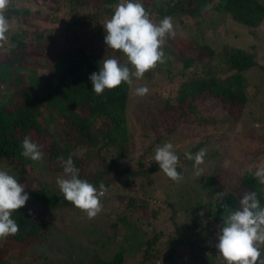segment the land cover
<instances>
[{
    "label": "trees",
    "instance_id": "16d2710c",
    "mask_svg": "<svg viewBox=\"0 0 264 264\" xmlns=\"http://www.w3.org/2000/svg\"><path fill=\"white\" fill-rule=\"evenodd\" d=\"M23 1L12 0L7 10L9 21L16 19V29L9 31V43L0 49V89L5 87L7 92L0 100V168L5 164L25 170L23 139L28 136L36 143L33 136H37V143L40 144L43 138H48L46 160L50 174H62L63 168L58 158L67 159L71 156L82 179H87L97 188L101 183L107 187L108 191L102 198L103 205L119 200L122 207L119 220L123 225L112 223L113 236L120 234L129 225L134 213L139 214L137 218L140 219L143 211L148 210L150 217L157 219L160 212L164 211V205L170 204L172 218L176 207L167 198L162 200L156 187L150 185L148 189L145 188L143 181L160 169L151 157L148 159L151 165H144V161L151 154L154 144L163 143L164 135L156 136L151 145L137 156L133 155L130 147L132 133L128 117L131 90L136 82L131 88L122 83L113 90L106 89L102 95H96L89 79L92 73L99 72L104 59L115 57L121 62L126 60L121 52L105 48L100 41L106 35L102 23L112 17L120 0H37L47 13L53 8L57 20L61 19L57 14L59 11L69 17L64 26L66 40L62 44L53 43L55 29L38 30L33 27L32 18L29 17L32 11L23 10L20 4ZM29 1L30 4L34 2ZM140 2L154 22L171 17L173 24L177 19L182 26H188L189 21H185L188 17L195 20L196 24L191 33H175L174 37L169 35L164 41V63L168 64V74L172 62L181 64V68L173 74L179 75L180 79L174 82L175 89L170 96L165 97L161 110L165 115L179 111L172 123L167 125V134L173 130L176 118L182 116L188 124H213L215 119L207 116L204 111L203 103L209 100L222 113L220 122L226 129L235 128L244 117L248 104L261 89L250 82L247 73L255 68L264 71V62L259 58L257 44L242 47L229 41L209 40L200 23L205 12L219 14L230 24L236 25L239 37L244 35L245 29L253 39L263 41L264 36H260L259 30L264 22V0ZM22 17L26 20H22ZM86 35L87 39H80ZM40 54L43 59H39ZM156 122L157 119L151 121L150 125L154 126ZM206 141L197 142L185 152L195 155L204 149V161L214 158L219 152L206 150ZM90 150L95 151L94 155ZM185 152L178 155L180 162L177 170L182 176L195 167V161L187 159ZM257 155L256 151L248 154L247 162H251L252 166L243 167L238 185L244 194L257 192L261 206L264 207V185L246 171L249 167L254 171L264 166V163L259 165ZM95 163L100 166L97 170L93 169ZM123 179L126 185L135 184L134 188L124 193L115 192L116 181L122 183ZM218 180L214 173L203 175L199 190L195 192L196 199L184 207L185 213L189 209L194 211V224L201 223L195 238L185 237L179 230L174 240L166 238L163 243V229L157 231L153 228L145 233V239L140 243L139 249H143L142 261L156 258L161 253L160 244L168 246L167 258L170 260L178 256L175 250L178 245H187L185 258L189 260L185 264H207L216 258L219 253L215 247L218 242L217 233L220 227L225 226L223 221L227 216L239 209L242 198L232 189L224 191L223 197H218L215 187ZM31 193L33 199L30 203L12 217L19 225V233L1 241L0 264H52L51 260L39 255L29 257V247L44 244L47 240L52 222L47 212L49 209H71L75 206L65 200L56 187L43 186L41 190ZM190 193L187 192L188 197ZM157 198H160L159 202L151 206V199ZM33 200L38 201V207H35ZM203 201L207 202L205 209L201 208ZM144 219L150 226V221ZM207 239L210 240L208 243ZM221 258V263L226 264L224 258ZM126 260L125 250L118 249L110 258L98 256L79 264H125Z\"/></svg>",
    "mask_w": 264,
    "mask_h": 264
},
{
    "label": "rangeland",
    "instance_id": "374dc122",
    "mask_svg": "<svg viewBox=\"0 0 264 264\" xmlns=\"http://www.w3.org/2000/svg\"><path fill=\"white\" fill-rule=\"evenodd\" d=\"M119 3H121V0ZM20 4L23 10L30 11L31 9L32 14L28 16L32 18L31 23L33 27L38 30L55 29L53 43L62 44L66 40L64 26L69 17L64 15L63 11L57 13L61 16V19L57 20L54 9L52 8L47 13L44 10L45 8H42V3L37 0H34L32 4H30L29 0L20 2ZM24 19L25 17H22V20ZM182 19L185 18L182 17ZM185 21H189L190 24L182 26L176 19V22L173 24L176 34L186 35L196 28V24H194L195 20H190L187 17ZM10 24L12 25L11 30L16 29V19L10 20ZM200 25L205 30V34L208 35L207 38L209 40L229 41L242 47L257 44L259 58L264 62V40L253 39L251 35L245 32V29L244 35L239 37L236 32L239 29L235 24H230L229 21L219 14H210L208 12L204 13ZM260 28L259 34L260 36H264V22ZM234 32L236 34L232 35ZM86 34L88 33L86 32ZM105 36L103 35L100 41L107 48ZM80 39H87V35L80 37ZM40 55L39 59H43V55ZM179 68H181L179 62H172L171 75V72L168 74V64L162 63L158 64L155 69L146 72L143 79H134L136 83L131 90V106L128 117L129 130L132 133L130 147L133 149L134 156H137L147 146L151 145L156 136L164 135L163 143L161 141V143L154 144L151 154L145 157L144 165L146 166L151 165L148 159L150 157L153 159L156 147L162 146L167 142H171L174 145L177 155L189 150L201 140H207L204 146L206 150H216L219 152L214 158L204 161L199 166L203 170L200 176L195 175L196 169L194 167L186 175L182 176L183 179L180 182L176 183L170 180L160 169L151 173L148 178L143 179L145 188L148 189L150 185L156 187L158 196L162 200L167 198L176 207L173 217L171 218L172 206L170 204L164 205V211L160 212L157 219L151 218L148 210L143 211L141 215L150 221V226L145 223L143 217L138 219L139 214L134 213L129 225L125 226L120 234L113 236L114 226L112 223L117 222L119 225H123L119 220V216L122 215V207L119 200L104 204V211L93 219H89L85 212L76 207L71 209L70 207L52 208L47 211L52 217L48 238L44 244L30 246L29 257L39 255L42 258L51 260L52 264H79V262L85 263L90 258L98 256L110 258L118 249H124L127 256L125 264H185L184 262L189 260L185 258L188 251L187 245H178L175 248L178 251V256L170 260L167 258L169 252L168 246L160 244L161 253L156 258L153 257L142 261L143 249H139V247L140 243L145 239V233L152 231L153 228L157 231L163 229V233H165L161 237L163 243L166 238L174 240L179 230L182 231L185 237L195 238L196 232L200 231L201 223L198 222V225L194 224V211L189 209L185 213L184 207L196 199L195 192L199 190L200 178L203 175L214 173L218 176L220 180L215 183L217 193L232 189L233 191H237L242 197L244 196V193L239 188L238 181L243 167L247 165L252 166L251 162H247L248 154L254 151L258 152L256 159L259 160V165L264 163V71L255 68L247 73L250 82L261 87V89L257 97L248 104L244 117L235 128L226 129V126L220 122L222 113L216 110L217 106L209 100L203 103L204 111L207 116L215 119L213 124L206 123L199 125L197 122L188 124L182 116L181 118H176L173 130L167 134V125L172 123L179 111L165 115L161 110L165 97L170 96L175 89L176 83L174 82L180 79L179 75H173L177 73ZM137 87H147L149 89L148 94L145 96L136 95L135 88ZM5 93H7L6 88H1L0 100ZM147 117L149 118L147 119ZM155 119L158 120L156 125H150V122ZM33 138L35 141H38L37 136H33ZM42 140V143L38 144L37 141L36 143L41 147L43 159L32 161L25 158L27 167L23 171L5 164H2L0 168V170L9 171L20 183L26 185L25 191L30 197L26 204H29L33 199L31 192L39 191L43 186L58 188L56 179L63 174H54V176L50 174L46 160V142L49 139L43 138ZM90 151L94 155L95 151ZM99 167L97 163L93 164L94 170L99 169ZM221 174L228 177L223 178L220 176ZM124 182L125 179L122 180V183L121 181H116L114 185L115 192L121 191L124 193L134 188L135 184L126 185ZM137 185V187H140L139 184ZM187 192H191L192 194L190 193L188 197ZM160 198L156 200L151 199L150 205L155 206ZM33 201L35 207H38V201ZM206 207L207 202L203 201L201 208L205 209ZM201 213L203 212L201 211ZM206 236L207 238L209 237L208 235ZM1 241L2 239H0V244ZM209 241L207 239V243ZM221 257V254L218 253L216 258L207 264H222Z\"/></svg>",
    "mask_w": 264,
    "mask_h": 264
},
{
    "label": "clouds",
    "instance_id": "9594fccd",
    "mask_svg": "<svg viewBox=\"0 0 264 264\" xmlns=\"http://www.w3.org/2000/svg\"><path fill=\"white\" fill-rule=\"evenodd\" d=\"M12 0H0V49L9 43L8 33L11 30L7 10ZM106 36L105 44L114 52L119 51L126 57L124 62L115 57L106 58L99 72L91 74L92 90L96 95L113 90L122 83L130 88L135 80L143 79L146 72L155 69L165 62L163 45L167 36H175L171 17H164L158 23L140 0H121L115 6L112 17L102 23ZM147 87L135 88V94L145 96ZM22 155L32 161L43 159L41 147L30 137L22 142ZM185 157L195 161V175L200 176L203 170L206 151L201 149L195 155L185 152ZM153 160L170 180L180 182L183 177L177 170L179 156L171 142L157 146ZM63 174L58 176L56 184L64 199L76 208L85 212L89 219L97 217L104 211L102 198L108 191L105 184L99 188L87 179L80 177V170L73 159L58 158ZM260 184L264 185V166L246 169ZM26 185L11 175L9 171L0 170V239L19 233V225L12 218L13 214L26 205L29 194ZM223 197L224 192L217 193ZM240 207L232 211L223 221L217 233L216 249L226 264H264V207L261 206L257 192L245 193L240 199ZM203 215V213H201Z\"/></svg>",
    "mask_w": 264,
    "mask_h": 264
}]
</instances>
